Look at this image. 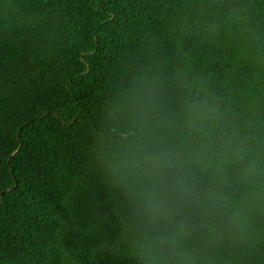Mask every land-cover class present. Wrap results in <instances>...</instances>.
Masks as SVG:
<instances>
[{"label":"trees","instance_id":"16d2710c","mask_svg":"<svg viewBox=\"0 0 264 264\" xmlns=\"http://www.w3.org/2000/svg\"><path fill=\"white\" fill-rule=\"evenodd\" d=\"M147 60L203 81L264 147V0H0V264H133L86 159L103 101ZM253 228L216 264H264V193Z\"/></svg>","mask_w":264,"mask_h":264},{"label":"clouds","instance_id":"9594fccd","mask_svg":"<svg viewBox=\"0 0 264 264\" xmlns=\"http://www.w3.org/2000/svg\"><path fill=\"white\" fill-rule=\"evenodd\" d=\"M98 112L86 163L115 202L113 242L133 264H216L246 250L264 193V147L228 130L206 84L151 60Z\"/></svg>","mask_w":264,"mask_h":264},{"label":"water","instance_id":"95a60500","mask_svg":"<svg viewBox=\"0 0 264 264\" xmlns=\"http://www.w3.org/2000/svg\"><path fill=\"white\" fill-rule=\"evenodd\" d=\"M16 138H17V140H19V136H18V134H17ZM13 189H14V188H13ZM13 189H12V190H13ZM4 193H5V192L1 193V194H0V197L3 196Z\"/></svg>","mask_w":264,"mask_h":264}]
</instances>
